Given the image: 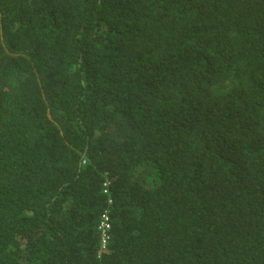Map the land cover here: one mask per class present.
Here are the masks:
<instances>
[{
  "label": "trees",
  "instance_id": "1",
  "mask_svg": "<svg viewBox=\"0 0 264 264\" xmlns=\"http://www.w3.org/2000/svg\"><path fill=\"white\" fill-rule=\"evenodd\" d=\"M0 264H264V0H0Z\"/></svg>",
  "mask_w": 264,
  "mask_h": 264
},
{
  "label": "built area",
  "instance_id": "2",
  "mask_svg": "<svg viewBox=\"0 0 264 264\" xmlns=\"http://www.w3.org/2000/svg\"><path fill=\"white\" fill-rule=\"evenodd\" d=\"M103 190L106 191V188H104ZM108 220H109L108 214H107V211L105 210L101 214V219H100V223L98 226L99 230H100V234H101V248H105V243L107 240V229L109 227V221Z\"/></svg>",
  "mask_w": 264,
  "mask_h": 264
}]
</instances>
